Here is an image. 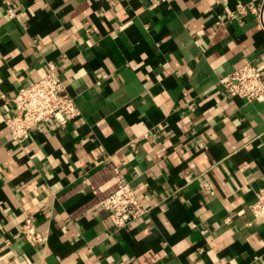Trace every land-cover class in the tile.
Instances as JSON below:
<instances>
[{"label": "crops", "instance_id": "crops-1", "mask_svg": "<svg viewBox=\"0 0 264 264\" xmlns=\"http://www.w3.org/2000/svg\"><path fill=\"white\" fill-rule=\"evenodd\" d=\"M262 1L0 0V264H264V102L221 85L264 70ZM51 66L81 117L14 141L11 98ZM122 180L150 211L119 230Z\"/></svg>", "mask_w": 264, "mask_h": 264}, {"label": "built area", "instance_id": "built-area-1", "mask_svg": "<svg viewBox=\"0 0 264 264\" xmlns=\"http://www.w3.org/2000/svg\"><path fill=\"white\" fill-rule=\"evenodd\" d=\"M251 11L259 16L264 30V1L260 9L251 8ZM7 12L11 19L18 18L13 9ZM247 12L246 8L241 7L232 17ZM221 85L231 98L264 102V70L251 63L224 77ZM11 102L12 114L7 117L5 123L13 140L20 143L29 141L36 127L65 129L81 117L80 109L67 92L60 73L54 66L50 67V71L41 81L21 87L11 98ZM99 205L119 230L145 218L150 211L143 204L136 189L125 180L120 181L116 191L103 199ZM251 212L256 218L264 217V187L257 193ZM21 233L31 246L45 244L47 241L30 219L21 226Z\"/></svg>", "mask_w": 264, "mask_h": 264}]
</instances>
